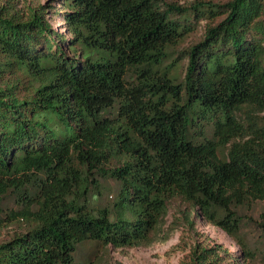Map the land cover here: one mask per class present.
Wrapping results in <instances>:
<instances>
[{
	"label": "trees",
	"instance_id": "trees-1",
	"mask_svg": "<svg viewBox=\"0 0 264 264\" xmlns=\"http://www.w3.org/2000/svg\"><path fill=\"white\" fill-rule=\"evenodd\" d=\"M61 7L70 39L54 5L0 3V237L19 224L0 264H72L87 242L148 246L177 199L188 224L237 239L238 209L264 201V0ZM201 20L180 79L164 65L196 29L183 22ZM10 194L17 208L3 210ZM185 264L239 262L198 243Z\"/></svg>",
	"mask_w": 264,
	"mask_h": 264
},
{
	"label": "rangeland",
	"instance_id": "rangeland-1",
	"mask_svg": "<svg viewBox=\"0 0 264 264\" xmlns=\"http://www.w3.org/2000/svg\"><path fill=\"white\" fill-rule=\"evenodd\" d=\"M164 1L190 7L198 1L222 4L228 0ZM5 2L6 0H0V3ZM15 3L17 8L23 12L29 5H54L55 9L49 15V20L67 39L71 38L60 17L63 12L61 7L63 0H15ZM58 10L59 13L55 14ZM186 23L188 25L194 24L196 26L195 31L189 34L178 48H175L168 62L164 65L167 70L171 69L172 73H176L180 79L184 77L187 68V60H181V57L188 47L203 39L207 20H201L197 23L194 21L183 22V24ZM242 115L244 116V114ZM256 119L264 122V113H257ZM210 136L211 132L208 131V137ZM102 183L103 196L99 202L101 205L110 206L118 192V184L114 180H107ZM188 207L179 199L173 200L168 207L167 215L152 236V243L148 246L115 248L112 245L105 246L97 242H87L79 246L72 264H185L189 260L194 246L198 243L209 247L222 246L236 257L239 264H264V201L250 202L238 209L241 225L237 239L227 235L222 229L208 224L203 218L194 217L193 224H188L183 217V214L189 210ZM2 208L3 210L17 208L15 196L12 194L7 196L2 203ZM3 214L5 211L2 212ZM18 228L19 224L6 227L0 237V243L8 240ZM237 242L246 246V251L250 252L249 256L245 255L246 253L242 251Z\"/></svg>",
	"mask_w": 264,
	"mask_h": 264
}]
</instances>
